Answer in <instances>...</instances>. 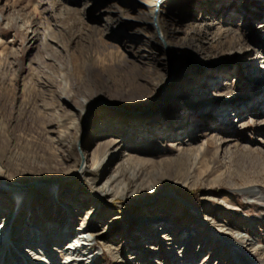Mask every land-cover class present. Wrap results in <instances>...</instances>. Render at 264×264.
<instances>
[{
  "label": "rangeland",
  "instance_id": "1",
  "mask_svg": "<svg viewBox=\"0 0 264 264\" xmlns=\"http://www.w3.org/2000/svg\"><path fill=\"white\" fill-rule=\"evenodd\" d=\"M263 157L264 0H0V264H264Z\"/></svg>",
  "mask_w": 264,
  "mask_h": 264
},
{
  "label": "bare ground",
  "instance_id": "2",
  "mask_svg": "<svg viewBox=\"0 0 264 264\" xmlns=\"http://www.w3.org/2000/svg\"><path fill=\"white\" fill-rule=\"evenodd\" d=\"M105 63L106 64V66H108L109 67V65H111V59L109 58V57H106V56H102L101 57V59L100 60H97V62L96 63ZM120 63H123V60H120L119 61ZM95 63V62H94ZM94 65H97V66H99V64H94ZM83 66L84 65H79V64H75V62H74V68H73V73H74V76L77 78V79H79L80 77H81V74H82V70H83ZM81 82V85L83 84V82H82V80H80ZM80 87V86H79ZM81 93V97L84 95V93H85V91H81L80 92ZM244 155L245 156H247V157H249L250 156V153L249 152H245L244 153ZM251 157V156H250ZM255 158V157H254ZM257 159V158H256ZM259 160H260V158H258ZM263 159H264V157H263ZM263 163V162H262ZM84 172V168L83 167H80V169L78 170V174H82ZM83 175V174H82ZM1 183H2V181H0ZM0 183V190L1 189H3L2 187H4V185L3 184H1ZM58 181H56V180H51V178H45V179H43V181H42V184H44V185H48L47 187H50V188H56V187H58L57 185H59L60 183H58ZM104 186H106L105 187V191L106 192H110V189H109V185H108V183H106ZM5 188V190H7L9 193L10 192H12V194H11V197L10 198H13V197H16V199H20L21 197V199H25L26 200V198L23 196V195H21V192H23V190H21V189H19V188H13V187H11V188H9V186L8 187H4ZM258 190H255V189H250L249 190V196H254V195H258V194H260L259 193V191L257 192ZM16 193H20L19 195H17ZM21 196V197H20ZM17 201V200H16ZM23 201V200H22ZM28 201V200H27ZM60 233H62V235L66 238V239H69L70 240V242H68V244H69V247H67L66 249H67V251H68V253L70 254V255H74L75 254V251L74 252H72V248H74V247H79V246H81V242H80V240L77 238V237H75V236H73L72 234H71V232L69 231V224L68 223H63L62 224V227L60 228V231H59ZM84 240V239H83ZM84 241H86V240H84ZM234 243V246H235V253L236 254H238V256H242V258L243 259H245V260H247L248 261V263L249 264H258L257 262H255V260L253 259V257H252V255L250 254V253H248V251H246V247L249 245L248 244V242L247 241H244L242 238H236V240L233 242ZM85 244H86V242H83L82 243V249H84V246H85ZM232 246V245H231ZM74 253V254H73ZM79 258V257H78ZM72 260H74V259H72ZM75 261V260H74Z\"/></svg>",
  "mask_w": 264,
  "mask_h": 264
}]
</instances>
